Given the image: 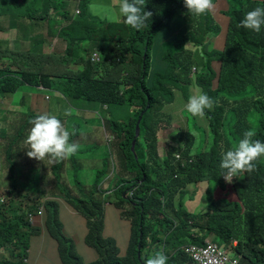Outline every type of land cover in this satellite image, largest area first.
Segmentation results:
<instances>
[{
  "label": "trees",
  "instance_id": "1",
  "mask_svg": "<svg viewBox=\"0 0 264 264\" xmlns=\"http://www.w3.org/2000/svg\"><path fill=\"white\" fill-rule=\"evenodd\" d=\"M219 1L227 0H214V3ZM231 1L234 5L228 6L226 13H219L220 17L226 14L228 18L225 24L230 27V32L226 33L228 43L238 30L236 18L254 0ZM161 2L156 5L148 0L145 10L152 11L153 16L147 27L137 31L123 20L120 23L103 21L106 30L90 29L89 22L78 21L79 9L75 11L79 14L74 16L75 20L70 13L61 10L62 0H23L20 3L0 0V18L12 14L17 21L30 18L39 28L44 24L42 32L53 40L51 47L58 43L63 48L62 54L46 52L44 38L37 36L30 37L23 51L0 55V96L11 99L10 107L0 106V114L4 115L0 137L5 140L10 134L8 131L14 128L15 119L23 121L24 118L19 119L23 115L21 107L27 111L25 117L29 122L38 114L56 115L73 132L74 142L80 145L84 139L93 141L94 165L85 164L83 156L81 166L85 170L92 169L93 175H97L95 183L88 190L85 187V194L81 196L67 180L63 181V190L57 185L52 188L51 182L60 183L59 172L65 167L50 164L47 159L42 162L29 158L26 143L19 148L16 139L6 141L9 145L7 158L17 150L19 156L29 162L25 169L29 193L24 197L22 193L6 191L0 197V254L7 255L0 256V264H25L23 259L28 257L32 237L41 235V229L32 221V216L41 208L44 209L45 228L57 244L64 264H85L72 244L66 241L60 205L53 200L56 192L66 201L67 211L71 206L85 217L88 225L85 242L100 256L93 264H144L145 252L151 246L149 238L165 247L168 264H193L186 252L187 244L203 245L210 235L214 242L229 248L233 255H239L241 264H264V157L257 162L254 172L241 174L231 184L224 182L219 168L222 153L241 139L245 130H255L254 139L264 142V32H249V39L247 33H238L239 37L249 40V54L243 53L244 64L239 69L231 70L224 64L221 78H217L210 62L217 56L220 59L223 52L207 50L206 43L223 27L212 13L199 17L187 13L184 0ZM79 3L83 5L84 0ZM261 5L264 6V1ZM179 9L183 12V21L190 24L175 37L180 52L176 59L166 54V73H157L151 78L149 54L153 36L150 25L167 16V25L170 23L171 27ZM57 15L58 18L50 22L54 30L47 28L45 22ZM202 18H206V23L211 22V28L206 27L199 37L191 21ZM19 30L25 32L22 25ZM86 36L95 43L91 50L82 43ZM90 53L100 56L98 63H93L90 56L86 59L84 55ZM199 58L204 59L200 64L197 63ZM71 65L79 66L73 70ZM192 68L195 74L191 73ZM242 70L248 73L241 74ZM162 78L180 84L183 90L195 83L199 92L215 100L213 109L206 110L204 117L212 136L208 149L193 154L194 138L182 130L172 139V144H165V153L160 156L158 146L166 136L185 127L180 121L179 109L166 105L172 104L174 97L165 101L159 95L161 87H169ZM190 89L191 95L196 94L195 87ZM48 90L54 95L50 96ZM166 109L176 113L168 114ZM141 113L144 115L141 135L136 142V158L131 146ZM118 115L123 118L118 120ZM99 123L103 124V131L87 126ZM31 127L30 123L27 136ZM79 155H84L81 146L74 156ZM17 163L15 161V165ZM75 167L73 164L70 178L78 182ZM136 167L140 169L135 172ZM122 174L130 178L120 179L119 183L124 184L108 197H118L116 204L122 210L121 217L130 223L128 245L118 249L103 233L107 198L103 192L105 187L100 183L105 176H110L111 183L114 176ZM129 189L132 196L128 194ZM125 191L126 198L123 197ZM187 193L195 196L190 202L204 193V208L200 212L186 209ZM30 196L34 198L31 200ZM229 197L238 199L229 201Z\"/></svg>",
  "mask_w": 264,
  "mask_h": 264
},
{
  "label": "rangeland",
  "instance_id": "2",
  "mask_svg": "<svg viewBox=\"0 0 264 264\" xmlns=\"http://www.w3.org/2000/svg\"><path fill=\"white\" fill-rule=\"evenodd\" d=\"M23 0H18V2H22ZM156 5L159 3H162L161 0H153ZM92 2V0H84V4L80 5L77 0H73V3L67 4V2H64L62 4L63 11H66V13H70L71 19L75 20L74 16L79 15L76 14V9H80L81 15L78 16L79 22H89L90 29L96 27V30H106L107 25L103 23V21H106V19H101L100 16H94L90 14L88 10V4ZM97 3L103 4V5H112L114 4L115 0H96ZM233 2L231 0L227 1H219L216 4V8L212 15L214 16L215 20L224 27L228 18L226 14L223 16H219V13L227 12L228 6H233ZM237 8H239V5L237 4ZM182 11L179 9L176 16L174 17L173 25L170 27L167 25V16L162 18V20L153 23L150 25V31L153 36V43L151 45L152 52V68L153 72H163L166 68L163 60L162 55L163 52L168 55H172L173 59H176L177 53L180 52L179 47L175 45V37L179 31H185L186 28L190 26V24L186 23L182 19ZM60 14L63 15L62 12ZM102 15H106V12H102ZM59 15L56 17H52L51 20H47L46 27L50 28L51 30H54L51 26V21H55L58 18ZM192 25L194 26L195 30L197 31L199 37L206 31V27L208 29L211 28V22L206 23V18H202L200 21H197L196 19H193ZM23 26L25 29V33L20 32L19 27ZM45 27L44 24H41L40 28L36 30H31L30 28V20L23 17L22 21L19 19L17 21V18L9 14L8 17H1L0 18V55L4 53H8L9 51H23L26 44L29 45L30 37H37L42 36L44 38V49L46 52L54 53V54H62L63 48L56 43L53 47H51V42L53 41L51 38H46V36L43 34V28ZM61 42V41H60ZM166 42V43H165ZM83 45L88 47V49H92L95 45L94 42L90 40L88 36H86L83 41ZM111 46V44H110ZM212 48L221 49L218 39H216L211 45H209ZM222 51V50H221ZM219 51V52H221ZM4 56H8L4 54ZM86 59L89 58L93 63H98L99 60L94 56V53H90L89 55H84ZM98 58L100 56L98 55ZM169 61V59H168ZM204 59L199 58L197 59V63L203 62ZM2 59H0V68H2ZM79 65H71V69L77 70ZM15 66H13V69ZM241 74H246L248 71L242 70L240 72ZM240 73H238L239 77L241 76ZM162 82H164L166 85H169V87H161L158 92L160 96H163L165 101H168L169 98H173L172 104H166L172 109H179V115H180V121L183 123V126L180 129H175L172 135L166 136L165 140L161 142L158 146V151L160 156H163L165 153V144H172V139H176V136L181 133L182 130H186L193 138H194V144H193V154H198L203 150H206L210 147L212 136L209 132V129L205 126V119L204 118H195L190 116L185 110L184 105L188 99V97L192 94L191 87H198L195 83H192L190 86H186V89L183 90L182 86L172 80H165L162 78ZM150 85V83H149ZM215 85V81H214ZM156 88H159V84L155 85ZM201 89V88H200ZM172 91L173 93H171ZM249 94L252 93V90L249 89ZM50 96H53L52 93L48 92ZM223 95H226V93L222 92ZM249 94L247 96H249ZM1 104H7L10 107L11 99L8 100L7 98L0 100ZM165 105V106H166ZM92 110L95 109V106L91 107ZM21 111L23 112V117L20 116L19 119L23 121L20 123L17 121L18 119H15L16 123L14 124V128L8 132L10 134H7L5 140L0 137V195L5 194L6 191L9 192H19L24 195V197L28 196V174L26 173V167L29 165V162L24 159L23 156H19V153L17 150L12 151V156L9 158L6 157V151L8 147V142L10 140L16 139V143L20 144L19 148L25 144V139L30 127V122L28 118L25 117V114L27 113L26 110H24L21 107ZM168 114H175L176 111L171 109H166ZM4 115L0 114V129H1V122L3 120ZM123 118V115H118L117 119L120 120ZM5 121V120H4ZM179 122V120H178ZM88 127L91 128H98L103 131V124H87ZM71 135V141L74 142L76 138L73 137V132ZM94 135L99 136L100 132H94ZM23 139V141H22ZM110 139V138H109ZM143 145V140H140ZM80 146L82 151L84 152V155L79 156H72L70 158L64 159L60 162H52L50 164L58 163L61 166H64V169H61L59 173H61V179H59L60 183L57 182H51L52 188L57 185V187L61 188L63 190V181L67 180L71 185L75 186V190H77V193L79 196L82 194H85V187L87 184H93L96 181L97 175L94 174L93 176L90 175L91 171L88 173L85 172V168H83L81 165L83 163V156H84V163L90 166L92 163L94 157H95V148L93 146V141L90 139H84L80 142ZM15 161H18V163L15 165ZM75 164V170L77 171L79 177L78 182L70 178L72 171V165ZM140 168L136 167L135 172L138 171ZM127 180L130 178V175H124L122 176H114L111 183H117V181H120V179ZM237 178V177H236ZM107 178L104 177L103 180L105 181ZM71 181V182H70ZM235 181V178H233V183ZM79 183V186H77ZM227 183V182H226ZM227 183V184H231ZM116 185L114 184L113 188H115ZM112 188V189H113ZM130 190V189H129ZM76 193V192H75ZM123 192V197L126 198L127 194ZM204 194V193H203ZM203 194L198 196L196 199H194L192 202L190 200L194 198L195 196L187 193L185 195V205L186 209L190 210L191 212L198 213L204 208V203L202 200ZM190 195V196H189ZM31 200L34 198L33 196H30ZM229 201L237 200V198L229 197L227 198ZM125 200V199H124ZM116 201H118V197H112L110 200L105 201L104 204L108 206L109 204V210L107 214V222L105 224L103 233L105 237L110 242H115V244L120 247V242L123 241V233L121 230V224L116 221L114 214H118L119 208L116 204ZM78 215H66L67 218L72 220L73 226L69 228H64V234L66 236V241H68V245L71 243L74 250L76 251L77 255L85 264H93L97 262L100 259V256L97 251L94 249L89 248L85 241V233L88 230V225L86 222V219L84 216H82L80 213H76ZM126 218V217H125ZM208 241H213L212 236L206 238ZM148 242L151 244L150 248L146 250L145 256L146 258L149 255L154 254L157 251H162L163 248L159 246V244L154 242L153 238H149ZM65 246H68L66 243H64ZM84 245L87 247H84ZM56 252L52 253V258L49 260V264H64L63 258H60L57 253V245L55 243ZM57 255V258H56ZM1 257L7 256L4 252H1ZM55 257V258H54ZM29 264V263H25ZM246 264V262L244 263Z\"/></svg>",
  "mask_w": 264,
  "mask_h": 264
},
{
  "label": "clouds",
  "instance_id": "3",
  "mask_svg": "<svg viewBox=\"0 0 264 264\" xmlns=\"http://www.w3.org/2000/svg\"><path fill=\"white\" fill-rule=\"evenodd\" d=\"M78 1L80 2V0H77V5H78ZM263 1L264 0H254L252 3L246 6L242 15L236 18L235 23L237 24L238 30L237 33L232 37V42L230 43L227 42V35H226L227 30L230 32V27H228L227 24L224 29L225 31L222 34V46L220 50L209 46L213 43L215 37L211 41H208L206 43L207 50H215L218 53L219 51L222 50L223 52V55L220 59H218L217 56L211 59L210 62V67L216 72L217 78H221V71H224V64H228L231 67V70L239 69L244 64L242 57L243 53L249 54V40H245L243 36L239 37L238 33L240 34L241 31L247 33V38L249 39V32L252 34H259L264 32V6L261 5ZM64 2L70 4L73 3V0H62V4ZM147 2L148 0H115L114 4L106 6L97 3L96 0H92V2L88 4V10L90 14L94 16H100L101 19H106L109 23H120L121 20H123V22L131 29L140 31L148 26V21H150L153 16L152 11L145 10ZM184 6L187 9V13H191L198 17L211 14L214 12L216 8V4L214 3V0H184ZM102 12H106V15H102L101 14ZM77 13L79 14L81 13L80 9L77 11ZM26 18L30 20V24L35 25L34 21H32L28 17ZM218 35L219 32L217 36ZM243 42H244V49H243ZM152 52L153 51L151 50L149 54L151 78L157 73L165 74L167 71L165 53L163 52L162 60L166 66L165 70L163 72H153ZM191 73L193 74L196 73L195 68H192ZM215 86H216V81L214 87ZM48 92L54 95L53 91L48 90ZM214 104H215V100L212 97H210L205 92H199V88L196 87V94L190 95L188 97L184 110L192 117L204 118L206 115V110L211 111L214 107ZM141 114L144 115V113ZM30 123L32 127L25 141V143L28 145V150L26 151V154L29 158L42 162H44L45 159H47L50 163L60 162L64 159L76 155L80 150V145L76 142L71 141L70 139L72 133H70V131L65 127L64 123L56 115H52L48 113L38 114L30 121ZM140 135H141V130H140ZM255 136H256L255 130L253 129L245 130L242 134V138L239 139L232 147H230L229 149H227L222 153L219 163V168L221 169V176L224 178V182L231 183L233 181V178L239 177L241 174L244 173H252L256 170L257 162L262 157H264V142H261L258 139H254ZM139 138H137V140ZM6 157H7V151H6ZM135 157L137 158V156ZM105 177L107 179L105 181L103 180L102 183H100V185H104L105 187L103 189L105 195L111 194L116 189H120L121 186L124 184V183H115L116 187L113 188L114 185H112V183H109L110 176H105ZM128 194L132 196V190H130ZM3 195H0V197H3ZM57 198H59V192H56L55 199ZM106 201L108 200L106 199ZM37 218H41L42 220L41 225L36 224L41 229L40 233H42L43 230L42 225L44 224L45 227H47L45 224L43 208L39 209L37 215L32 216V221L35 223V220ZM105 224H106V205H105ZM208 245L215 246L220 252L223 253V255L230 262L236 261L237 264H241L240 263L241 259L239 255H233L229 248H225L224 246H220L217 242L208 241V240H206L203 245L187 244L186 252L190 255L193 264H200V263L197 262L193 258L192 254L188 251L189 247L195 246L204 249ZM160 247H162L163 250L157 251L154 254L149 255L144 260V264H168V256L164 254L165 247L162 244H160ZM23 260L25 263H29V257H26Z\"/></svg>",
  "mask_w": 264,
  "mask_h": 264
},
{
  "label": "crops",
  "instance_id": "4",
  "mask_svg": "<svg viewBox=\"0 0 264 264\" xmlns=\"http://www.w3.org/2000/svg\"><path fill=\"white\" fill-rule=\"evenodd\" d=\"M30 28H31V30H36L39 27L36 24L35 25L30 24ZM224 29H225V27H223V29L220 31L219 35L217 37H215L213 40V42H214L216 39H218L219 44H220V48L222 46V34L224 33ZM214 64H215V62H214ZM5 98H6V96H0V100L5 99ZM10 105H11V103H10ZM0 106L6 107L5 105H1V102H0ZM2 123H4V122H1V124ZM93 165H94V163L92 162L90 164V167H92ZM85 171L87 173H88V171L89 172L91 171L90 175L93 176V170L92 169L88 168ZM117 183H119V181H117ZM114 184L115 183H112V185H114ZM91 185L92 184H87L86 190H88ZM113 193H114V191L111 194L105 195V198H107V200H110V198H108V197L113 195ZM53 200H56L57 202H59L60 220L62 222V226L64 228H69V227L73 226L72 220L67 218L66 215L67 214L68 215H78V214H76L77 212L71 206H70V210L67 211V208H66L67 203L64 199L57 198V199H53ZM108 210H109V204H108V206H106V222H107ZM121 215H122V210L119 208L118 214L117 215L114 214V216H115L116 221L121 224V230L123 233V241H121L119 243L120 244L119 248H124L125 245H128V241H129L130 223L126 219H123L121 217ZM35 224L41 225L42 224L41 218H37L35 220ZM42 226H43V230H42L41 235L32 237V239H31L30 249L28 252L29 264H49V260L52 258V253L56 252L55 241L51 238L50 235H48V232H47V229L45 228V225L43 224ZM86 234H87V232L85 233V237H86ZM85 237H84V241H85ZM84 247H86V246L84 245ZM57 253L59 256L58 246H57ZM56 258H57V255H56Z\"/></svg>",
  "mask_w": 264,
  "mask_h": 264
},
{
  "label": "built area",
  "instance_id": "5",
  "mask_svg": "<svg viewBox=\"0 0 264 264\" xmlns=\"http://www.w3.org/2000/svg\"><path fill=\"white\" fill-rule=\"evenodd\" d=\"M94 56L99 60L97 54H94ZM188 251L200 264H237L236 261L230 262L222 252L212 245H208L204 249L190 246Z\"/></svg>",
  "mask_w": 264,
  "mask_h": 264
},
{
  "label": "water",
  "instance_id": "6",
  "mask_svg": "<svg viewBox=\"0 0 264 264\" xmlns=\"http://www.w3.org/2000/svg\"><path fill=\"white\" fill-rule=\"evenodd\" d=\"M142 115H140V117L138 118V121L136 123V133H135V139L133 140L132 142V151L135 153V146H136V140L137 138H139L140 136V123H141V120H142ZM136 156V155H135ZM140 248V247H139ZM138 256L140 257V253H138Z\"/></svg>",
  "mask_w": 264,
  "mask_h": 264
}]
</instances>
